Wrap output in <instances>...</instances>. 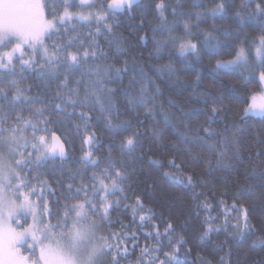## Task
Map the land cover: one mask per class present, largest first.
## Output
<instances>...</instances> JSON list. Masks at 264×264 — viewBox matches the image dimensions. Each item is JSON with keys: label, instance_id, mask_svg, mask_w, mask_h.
I'll return each mask as SVG.
<instances>
[{"label": "trees", "instance_id": "16d2710c", "mask_svg": "<svg viewBox=\"0 0 264 264\" xmlns=\"http://www.w3.org/2000/svg\"><path fill=\"white\" fill-rule=\"evenodd\" d=\"M112 2L83 19L43 0L36 47L0 29V141L31 137L21 186L56 236L93 228L96 264H264V114L247 111L264 0ZM50 137L63 152L43 156Z\"/></svg>", "mask_w": 264, "mask_h": 264}, {"label": "rangeland", "instance_id": "374dc122", "mask_svg": "<svg viewBox=\"0 0 264 264\" xmlns=\"http://www.w3.org/2000/svg\"><path fill=\"white\" fill-rule=\"evenodd\" d=\"M42 1L0 0V29L16 31L31 46L42 45L44 36L54 25V21L47 19ZM95 1L75 0L79 4L78 11L66 9L63 17L89 19ZM122 2L113 0L112 4L119 7ZM263 50L264 42L261 41L257 53L262 54ZM240 57L244 58V54ZM238 60L220 65L227 66ZM247 111L264 114L262 88L252 98ZM25 136L8 138L11 144L5 142L6 137L0 141V264H96L98 243L93 228L77 227L65 239L56 236L49 223L45 201L33 199L31 192L21 186L15 158L23 141L27 145L31 141V137ZM62 152L63 144L57 137H50L41 148L43 156ZM24 217L28 218L27 224Z\"/></svg>", "mask_w": 264, "mask_h": 264}, {"label": "water", "instance_id": "95a60500", "mask_svg": "<svg viewBox=\"0 0 264 264\" xmlns=\"http://www.w3.org/2000/svg\"><path fill=\"white\" fill-rule=\"evenodd\" d=\"M123 2H125L128 6H135L136 4L140 3L141 0H123Z\"/></svg>", "mask_w": 264, "mask_h": 264}, {"label": "flooded vegetation", "instance_id": "af4514ba", "mask_svg": "<svg viewBox=\"0 0 264 264\" xmlns=\"http://www.w3.org/2000/svg\"><path fill=\"white\" fill-rule=\"evenodd\" d=\"M263 80H264V77L262 76V78H261V88L264 90V82H263Z\"/></svg>", "mask_w": 264, "mask_h": 264}]
</instances>
